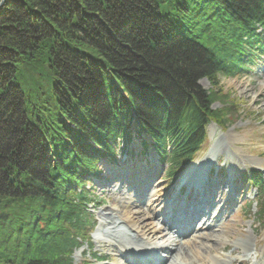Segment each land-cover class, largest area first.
<instances>
[{
  "label": "trees",
  "instance_id": "trees-1",
  "mask_svg": "<svg viewBox=\"0 0 264 264\" xmlns=\"http://www.w3.org/2000/svg\"><path fill=\"white\" fill-rule=\"evenodd\" d=\"M263 43L264 0H4L0 264H73L98 161L135 125L174 177Z\"/></svg>",
  "mask_w": 264,
  "mask_h": 264
},
{
  "label": "rangeland",
  "instance_id": "rangeland-1",
  "mask_svg": "<svg viewBox=\"0 0 264 264\" xmlns=\"http://www.w3.org/2000/svg\"><path fill=\"white\" fill-rule=\"evenodd\" d=\"M253 67L249 73L238 77H219L220 83L214 90L220 87L222 94L227 100L226 98L223 99L224 102L222 99L217 100L212 109L232 106L230 108V116L232 118L227 120L226 129L214 123L209 124L207 149L203 150L197 159L202 160L210 149H217L218 151L220 149L221 152L218 160L213 163L212 170L214 171V175L211 180L216 179L226 182L234 178L238 186L237 188H240V184L243 185L245 183L240 190V195H234L230 200H228L230 195L226 190L214 185L209 188L210 192L209 194L206 193V198L209 195L213 197L215 194L216 199L218 198L217 201L220 202L218 210L224 207L219 221L220 229L225 228L233 232L234 228L237 238L243 237V239H249L250 244H254L252 247L257 249L261 245L264 246V220L259 221V216L262 215L261 209H264L262 208L264 193L261 194L255 188H249L245 175L256 168L264 172V108H261L260 103H255L256 98L261 99L259 88L264 84V56L256 59ZM200 84L203 88L211 90V84L206 78ZM132 129L131 142L128 143L127 147H125L126 143H120L118 146L119 156L117 154V161L115 163L110 162L109 157L98 162L103 179H96L93 182L94 191L98 195V202L90 208L93 211V218L96 224L95 229L93 228L94 233L92 234L93 248L92 251L88 252L100 256L102 260L96 263L90 260V258L87 259L88 255L86 256L85 251L89 250L90 247L85 245L74 253V264H87L88 262L89 264H112L117 261V259H113L111 252L107 253L96 249V238L98 235L102 236L104 233L100 226L102 221V214L100 213L111 211L113 210L112 208L119 205L116 201L117 196L112 193V190L125 191V193L127 192V194L124 193L125 195L132 196V191L136 192L139 188L138 193L133 195L141 196L143 194L142 196H144L151 192L152 188L157 187L160 189L158 195L161 201L166 199L167 196H171V198L175 196L174 193L178 188L179 179L175 182V185H172L168 181L164 172L165 165H162L158 161V156L151 147V139L149 140L146 134L138 135L136 128ZM144 140L148 144L146 153V150H143ZM123 154H128V156ZM120 156L122 157L121 160ZM215 175H220V177ZM146 176H148V179L143 181ZM131 178L133 180L130 183V187L128 180ZM147 182L152 183V188H149L147 192L142 191L144 187L141 186ZM220 190L223 194L220 193ZM161 201L157 205H161ZM150 216L157 222L161 219L160 216H153V213ZM166 231L167 229H165ZM231 235L233 234L231 233ZM191 237L193 235L185 236L184 239L189 240ZM222 250L221 254L229 252V249ZM241 259H235L234 264H243L244 259Z\"/></svg>",
  "mask_w": 264,
  "mask_h": 264
},
{
  "label": "bare ground",
  "instance_id": "bare-ground-1",
  "mask_svg": "<svg viewBox=\"0 0 264 264\" xmlns=\"http://www.w3.org/2000/svg\"><path fill=\"white\" fill-rule=\"evenodd\" d=\"M259 89L261 99L256 98L255 103H260L261 108H264V84ZM223 149L222 151L225 150ZM213 150L210 149L202 160L196 161L194 165L185 170L184 186L202 187L206 183L202 180L196 183L193 177L197 178L205 175L208 167L218 160L221 150ZM190 174H193V177ZM227 188H229V183L224 185V189ZM112 191L117 196L116 201L119 205L112 208L111 211L100 213L102 214L100 226L104 233L96 238V249L107 253L112 251L115 258H117V261L112 264H132L128 261V258L136 255L144 256L145 253L151 255L152 261L156 250L166 252L159 255V264H234L237 258L244 259V262H248V264H264V246L261 245L257 249L252 247L254 244L251 245L249 239L236 237L234 228L233 232L225 228L220 229L218 219L220 213H214V216H210L209 219L203 217L202 219L206 220L204 226H199L194 230H192L194 225L188 228V233L196 231L193 237L186 240L183 239L182 236L184 235L180 230L173 229L171 226L169 228L172 231L165 233L164 229L159 226L160 222L153 220L150 216L151 213L157 217L165 216L167 205L171 202L167 199L165 206L163 204L157 205L161 201L158 195L159 190L150 195L145 201L137 196H127L125 195L127 193H120L117 189ZM233 191L228 190L227 192L231 196L234 193ZM180 195L179 192L176 199H179ZM144 204L147 208L142 206ZM156 205L161 207L162 214L152 211V207ZM176 209L180 214H177L176 217H170L172 223L183 219L182 210L185 207L180 206ZM211 209L214 210L215 206H212ZM184 217L185 221H188V226L195 220L193 216H190L191 218ZM199 230L201 231L199 232ZM222 249H229V252L221 254ZM133 259H136V257H133ZM133 262V264H138L134 260Z\"/></svg>",
  "mask_w": 264,
  "mask_h": 264
},
{
  "label": "water",
  "instance_id": "water-1",
  "mask_svg": "<svg viewBox=\"0 0 264 264\" xmlns=\"http://www.w3.org/2000/svg\"><path fill=\"white\" fill-rule=\"evenodd\" d=\"M3 2H4V0H2V1L0 2V5H1Z\"/></svg>",
  "mask_w": 264,
  "mask_h": 264
}]
</instances>
